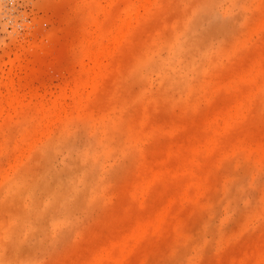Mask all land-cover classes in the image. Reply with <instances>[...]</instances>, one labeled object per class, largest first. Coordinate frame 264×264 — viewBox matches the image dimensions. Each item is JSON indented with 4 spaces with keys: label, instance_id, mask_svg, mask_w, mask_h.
Masks as SVG:
<instances>
[{
    "label": "rangeland",
    "instance_id": "obj_1",
    "mask_svg": "<svg viewBox=\"0 0 264 264\" xmlns=\"http://www.w3.org/2000/svg\"><path fill=\"white\" fill-rule=\"evenodd\" d=\"M0 264H264V0H0Z\"/></svg>",
    "mask_w": 264,
    "mask_h": 264
},
{
    "label": "bare ground",
    "instance_id": "obj_2",
    "mask_svg": "<svg viewBox=\"0 0 264 264\" xmlns=\"http://www.w3.org/2000/svg\"><path fill=\"white\" fill-rule=\"evenodd\" d=\"M121 31L124 33V29L122 28L121 29ZM93 37V36H92ZM91 38V37H90ZM90 38H89V40H90ZM99 38H100V34L99 35H96V37H95V40H94V45L95 46H92L93 48H92V51H91V53L93 54H95V53H98V51H100L101 53L100 54H103V47H102V45H101V43H100V40H99ZM118 37H116V36H114V39H117ZM118 40V39H117ZM91 42L90 43H92V40H90ZM92 45H93V43H92Z\"/></svg>",
    "mask_w": 264,
    "mask_h": 264
}]
</instances>
